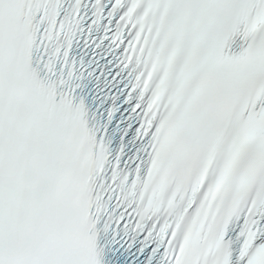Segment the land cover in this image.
I'll use <instances>...</instances> for the list:
<instances>
[{
	"label": "snow or ice",
	"instance_id": "snow-or-ice-1",
	"mask_svg": "<svg viewBox=\"0 0 264 264\" xmlns=\"http://www.w3.org/2000/svg\"><path fill=\"white\" fill-rule=\"evenodd\" d=\"M259 116L264 0H0V264H264Z\"/></svg>",
	"mask_w": 264,
	"mask_h": 264
}]
</instances>
